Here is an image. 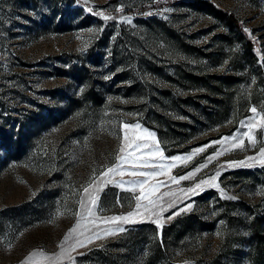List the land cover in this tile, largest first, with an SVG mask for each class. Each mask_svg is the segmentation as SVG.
Returning a JSON list of instances; mask_svg holds the SVG:
<instances>
[{
	"label": "rangeland",
	"instance_id": "rangeland-1",
	"mask_svg": "<svg viewBox=\"0 0 264 264\" xmlns=\"http://www.w3.org/2000/svg\"><path fill=\"white\" fill-rule=\"evenodd\" d=\"M246 210L264 0H0V264H251Z\"/></svg>",
	"mask_w": 264,
	"mask_h": 264
},
{
	"label": "trees",
	"instance_id": "trees-1",
	"mask_svg": "<svg viewBox=\"0 0 264 264\" xmlns=\"http://www.w3.org/2000/svg\"><path fill=\"white\" fill-rule=\"evenodd\" d=\"M234 26L245 37L240 23L231 18ZM245 218H240L241 233L238 235L239 240L245 246V257L248 263L264 264V212L255 210L247 211ZM244 219V220H242Z\"/></svg>",
	"mask_w": 264,
	"mask_h": 264
}]
</instances>
